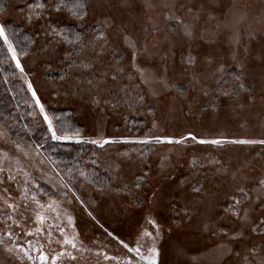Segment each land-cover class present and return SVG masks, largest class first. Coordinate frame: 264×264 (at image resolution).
<instances>
[{
	"label": "rangeland",
	"instance_id": "374dc122",
	"mask_svg": "<svg viewBox=\"0 0 264 264\" xmlns=\"http://www.w3.org/2000/svg\"><path fill=\"white\" fill-rule=\"evenodd\" d=\"M24 1L7 0L0 10V23L23 21L17 6ZM88 2L90 7L84 23L96 27L99 21L107 20L110 24L107 29L109 43L103 58L96 57L90 50L83 53V58L95 61L96 72L115 66L117 60L119 66L126 70L122 78L116 82L109 79L101 89L100 95L104 99L111 98L112 103L105 104L102 100L97 106L90 102L91 89L87 83L90 73L83 74L79 80L76 79L79 74L74 73L63 85L57 82L60 76L45 74L53 66H65L67 70L64 55L70 51L62 43L47 40L46 35L37 37L33 47L28 50L29 54L20 59L28 78L39 89L46 108L70 107L74 111L83 126L84 131L80 134L83 140L127 139L129 143L97 148L101 159L98 165L107 170L111 184L94 186L78 181L79 178L83 179L80 171L71 172L74 180H69L70 175L60 172L49 153L36 148L39 144L37 141L16 137L8 129L6 119L0 120V133H3L0 135V167L4 169L0 172V179L4 181L0 183V208L4 207L5 189L17 202L20 201L24 176L22 172H15L16 160L19 159L20 166L29 172L41 189L51 193L53 199H63L59 185L65 183L74 185L84 201V205H81L73 200L68 207L75 218V225L82 229L75 232L79 233L78 239L83 242V249L74 252L78 257L76 261L61 257L57 264H115L105 261L103 255L97 253L107 252L121 260L131 255L95 224L88 211L114 235L130 242V246H135L137 233L145 225L144 216L151 212L162 226V236L158 242L159 264H249L252 259L249 250L252 247L264 248V236L251 232V227L264 216L255 194L250 193L251 199L245 204L255 209L252 223L235 243L224 235L213 236L204 231L203 224L205 221L216 222L224 215L223 210L229 207L231 196L238 187L254 189L258 181L264 179V145L225 143L217 146L198 144L192 140L184 144H144L137 141L156 136L179 139L189 133L198 139L208 140L264 139V0ZM50 13L52 18L69 19L65 12ZM169 15L173 19H167ZM177 17L183 20V24L177 21ZM35 22L37 20L25 24L32 29ZM184 24L190 25V35L185 34ZM89 34L87 40L91 39ZM123 35L137 42L139 55L136 64L146 71L148 78H164L175 86L163 89L156 85V95H152L147 85L137 88L145 96L143 105L135 103L134 98L133 102H129L123 93L118 95L117 90L129 84V74L139 85V76L132 69L133 49L124 42ZM189 55L195 58L193 65L186 62ZM76 59L79 62V58ZM2 64L8 65L14 72L12 78L20 80L25 87L29 96L26 113L32 124L47 130L9 54L0 61ZM220 66L233 69V73L227 72L221 76L217 72ZM237 73L242 75L245 91L229 88L232 86V76ZM194 76H198L199 84L194 83ZM77 86L80 91H77ZM202 87L209 90L208 97L202 95ZM53 89H56L55 93ZM222 90L233 94L223 97L220 94ZM236 92L239 94L236 95ZM125 112L136 118V133L127 131L123 119ZM16 144L20 145L19 150ZM25 152L28 153L27 157L24 156ZM193 158L200 161L195 168L190 167ZM215 160L220 164L212 163ZM9 169L16 176L15 183L7 179ZM144 173L148 174L145 184L147 196L151 197L152 192L156 191V203L141 205L134 196L125 195L124 186H130ZM198 181L203 184V194L193 195L192 187ZM47 200L48 196H45L42 202L46 203ZM185 204L198 205L190 208V221L183 215ZM177 213L180 215L177 216ZM27 215H31V212ZM229 222L238 229V223L231 216H226L218 226L228 228ZM10 226L11 221H5V216L0 214V238L4 241L0 244V264H33L16 248L19 244L28 249V240L32 241L33 248L44 245L43 251L49 257L48 264H51V256L61 250L56 243L49 246L46 237H25L21 227L12 228L13 236L9 241L5 233ZM22 227L23 231H34L31 220ZM67 231L69 235L73 234V229L68 228ZM53 239L63 238L54 231ZM222 244L231 247L232 254L228 255L226 249L218 247ZM8 248L12 251H6ZM31 254L34 257L37 255L35 251ZM35 264H39L38 259Z\"/></svg>",
	"mask_w": 264,
	"mask_h": 264
},
{
	"label": "snow or ice",
	"instance_id": "6c2138e0",
	"mask_svg": "<svg viewBox=\"0 0 264 264\" xmlns=\"http://www.w3.org/2000/svg\"><path fill=\"white\" fill-rule=\"evenodd\" d=\"M90 4L88 0H33V3L29 5V16L27 19L31 22L33 19L39 20L43 18V14L45 10L51 8L55 12H66L75 20L83 23L88 16V9ZM167 19H173V16L169 15ZM177 21L183 24V20L180 18H176ZM110 27V24L107 20L99 21L97 26L92 30L89 34L91 39L86 40L85 35L82 32L66 34L63 30L58 29L56 27H52L46 35L56 43H63L67 45L70 51H66L64 55V60L67 61V70L59 77L58 83L63 85L66 83L68 77L70 75L79 74L76 76V79H81L83 74L90 73L91 77L87 79V83L90 86V97L91 103L96 104L97 106L103 102L105 104L112 103L111 98L104 99L101 95V89L104 84L108 82L110 79L113 82L118 81V79L122 78L125 69L119 66V60L116 61V65L106 69L103 72H96L95 70V61L92 59L85 60L83 58V53L86 50H90L95 54L98 58H103L107 48H108V34L107 29ZM185 34L190 35V25L184 24ZM15 33H11V36L14 38ZM124 42L133 49L132 52V69L135 74L139 76V85H136L134 82V77L132 74H129L128 80L129 84L120 87L117 90V94L123 93L126 98H128L129 102H134L143 105L145 103V96L142 91H137V88L147 85L152 93V95L157 94L156 85H159L163 89H168L169 87H174L175 85H170L167 79L161 78H148L146 71L139 67L136 64L137 56L139 55V51L137 49V42L128 35L122 36ZM0 39L3 40L4 45L7 46V53L9 54V59L14 63L15 70H18L19 76L24 80L27 85V91L31 93V98L34 106L38 109L39 116L42 117V121L47 126V132L51 134V139L53 141H70L74 139V142L77 144L80 143H89L92 145H96L100 148H104L105 145L114 144V143H129L127 139H121L117 141L111 138L105 139H90L83 140L80 136L79 131L77 130L73 135H69V132L73 130L71 127L65 126V121L62 116H57L56 114H49L47 111L45 104L42 102V97L39 95V89L34 87V82L32 79L28 78V73L26 72L24 64H22L20 57L27 56L29 54L26 48H21L19 51L17 47L14 46L12 40L10 39L9 33L6 31V26L3 23H0ZM31 43V42H30ZM115 58V53H113ZM79 58V62H77L76 58ZM189 65H193L195 63V58L189 55L186 61ZM50 66V65H49ZM166 71V70H165ZM217 72L223 76L228 72L224 66H220L217 69ZM194 83L199 84L198 76H194ZM54 82V83H57ZM231 84L240 91H245V84L243 83V78L241 74H234L232 76ZM131 88V91H130ZM77 91H80L77 86ZM56 92V89H53V93ZM202 95L204 97H208L210 95L209 90L207 88H201ZM223 97H229L233 93H230L227 90H222L220 93ZM236 95L239 92L235 93ZM114 106V105H113ZM58 126V127H57ZM3 135V133H0ZM187 140H192L198 144H212V145H222L225 143H234V144H262L264 145V139L262 140H226L221 138L216 139H198L192 133H189L185 137H181L179 139H173L171 137H161L156 136L149 139L137 141L138 143H168V144H184ZM16 148L19 150L20 145L16 144ZM42 147L41 144H37L36 148L40 149ZM3 155H7L3 153ZM28 153L25 152L24 156L27 157ZM93 164L96 163L95 160L92 161ZM214 164H220V161L215 160L212 161ZM200 164V161L196 158L190 162V167L195 168ZM16 169L15 172H22L24 176V187L21 192L20 201L17 202L14 197L8 193V189H5V197L3 198L4 207L0 208V214L5 216V221H11V226L9 230L5 233L8 240H12L13 236V227H21L23 235L25 237L31 236H39L46 237L47 244L51 246L53 243L60 245L61 250L58 251L55 255L51 256V264H57V261L61 257H65L70 261H76L78 257L74 255V252L81 251L83 249V242L78 239L79 233L75 232V218L68 211V207H70L73 203V200L78 201L81 205H84V201L81 198V195L75 190V186H69L68 184L61 183L59 185V190L62 194V200H56L52 198L51 193L45 192L40 188L39 184L31 178L29 172H27L22 166H20L19 159L16 160ZM202 166V165H201ZM219 170V169H218ZM4 169L0 167V172H3ZM60 175V173H56ZM80 177H82L85 181L92 183V180L89 177V174L80 170ZM147 173H144L143 176L137 177L133 183L124 186L125 195L134 196L137 203L143 205L145 203H156L158 196L157 192L153 191L151 197L147 196L145 184ZM8 181L16 182V176L13 174V170L9 169V174L7 176ZM4 181L0 179V183ZM187 183V181H184ZM199 185V186H197ZM203 184L199 181L192 187L193 195H202ZM103 190V189H99ZM140 193H144L143 196ZM250 193L255 194L256 200L260 201V205L262 206V211H264V179L258 181L256 188L254 189H246L245 187H238L236 192L231 196V203L228 208L223 210L224 215L219 218L216 222H208L205 221L203 224V230L210 232L213 236L224 235L228 238L230 242L235 243L238 238H242L244 232L248 229L249 225L252 223L253 212L255 209H252L250 206L246 207L245 204L248 200L251 199ZM48 196L47 202H42L44 197ZM71 197V198H70ZM12 201V202H9ZM255 203V201H253ZM197 204L188 205L185 204L183 208V215L188 217L189 221L191 220V212L190 208L197 207ZM63 209V212H61ZM87 211V208H85ZM28 212H31V215H27ZM50 213H54V216L49 215ZM88 216L95 222V224L103 229L105 233H107L108 237H111L113 240H116L119 245H122L124 249L127 250L129 254H131L128 258L121 260L119 257L110 256L107 252L97 253V255L102 254L105 261L115 262V264H159L160 258V249L158 247L159 239L162 236V226L157 221L156 217L149 212L144 216L145 225L141 226L139 232L136 236L135 246H130V242H126L121 239L119 236L114 235L113 232L109 231L104 227L103 224L100 223L99 220L92 214L91 211L87 212ZM180 214L177 213V216ZM226 216H231L239 225L238 229L235 225H232L229 222L228 228L219 227V222L224 220ZM182 222V217L180 218ZM32 221L33 230L23 231V224H27L28 221ZM64 220H66V225L64 224ZM45 225L47 227L45 228ZM73 229V234L69 235L67 229ZM56 231L63 238L53 239V232ZM251 232L254 234H260L264 236V216H262L259 221L251 227ZM4 241L0 238V244ZM28 249L22 248L19 244L16 245V248L23 252V255L27 257L29 261H33L35 264L38 259L39 264H48L49 257L43 251L44 245H40L36 248H33L32 241L28 240ZM218 247L226 249V254L230 255L233 252V249L229 247L227 244L218 245ZM70 249V250H69ZM6 251L11 252L12 249L8 248ZM36 252V257H34L31 252ZM264 248L252 247L249 250V255L252 259L249 261V264H264ZM239 255V253H236ZM134 257V258H133ZM247 259V257H246Z\"/></svg>",
	"mask_w": 264,
	"mask_h": 264
},
{
	"label": "trees",
	"instance_id": "16d2710c",
	"mask_svg": "<svg viewBox=\"0 0 264 264\" xmlns=\"http://www.w3.org/2000/svg\"><path fill=\"white\" fill-rule=\"evenodd\" d=\"M6 3L7 0H0V10L5 7ZM31 3H33V0H26L17 6L19 14L24 18L23 21L8 20L3 22L6 26V31L10 35L12 43L17 47L18 51L21 48H26L27 50L31 49L36 41V38L39 36L44 37L52 27L61 29L66 34L82 32L85 35V39L87 38V35L92 32V29H94L93 27H95L93 25H86L84 22L81 23L80 21L75 20L66 12L65 13L69 17L68 20L58 17L52 18L50 11L53 10L48 8L45 10L43 18L37 20V22L32 25L33 28L31 29V26L28 27L25 24L36 20L33 19L30 22L27 19L30 14L29 5ZM13 32L16 34L14 38L11 36V33ZM47 40L53 41L48 36ZM7 54L6 47L0 39V61L6 59ZM64 71H66L65 66H53L51 69L46 71L45 74L55 77L61 76ZM228 72L233 73V69H229ZM13 74V70L10 69L8 65H0V120L4 121L6 119L10 132L18 138L29 140L31 142L37 141L41 144L42 150L49 153V155L54 158L60 172L62 174L67 173L70 175L69 180H74V178H71V172L84 170L88 172L89 177L92 180L91 184L94 186L110 185L111 179L107 170L98 165V163L101 162L97 150L98 146L89 143L77 144L74 140L53 141L46 129L36 127L34 123L32 124L31 119L26 113L27 103L29 101L28 93L20 80L12 78ZM223 79L224 78H222V80ZM226 80L227 79L221 83H224ZM233 87L234 86L232 85L229 88L232 89ZM46 109L50 115L54 113L57 116H62L64 118L65 126L71 127L73 130L68 133L69 135H74L77 130L79 131V134L83 133L84 130L82 123L77 120L74 111L70 107H48ZM123 116L127 131L136 133L138 128L136 118L126 112ZM93 160L96 161L95 164L92 163ZM78 181L88 182L80 178Z\"/></svg>",
	"mask_w": 264,
	"mask_h": 264
},
{
	"label": "bare ground",
	"instance_id": "6f19581e",
	"mask_svg": "<svg viewBox=\"0 0 264 264\" xmlns=\"http://www.w3.org/2000/svg\"><path fill=\"white\" fill-rule=\"evenodd\" d=\"M75 230L81 231L82 229L78 225H76Z\"/></svg>",
	"mask_w": 264,
	"mask_h": 264
}]
</instances>
